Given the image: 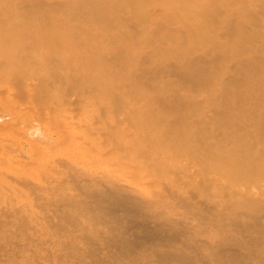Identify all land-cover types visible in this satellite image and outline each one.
<instances>
[{"label": "rangeland", "instance_id": "obj_1", "mask_svg": "<svg viewBox=\"0 0 264 264\" xmlns=\"http://www.w3.org/2000/svg\"><path fill=\"white\" fill-rule=\"evenodd\" d=\"M95 2L109 13L80 17L0 0V57L9 60L0 68V174L11 180L0 184V210L14 205L39 229L47 213L61 214L64 229L43 234L52 238L77 223L141 238L140 216L152 215L148 229L186 248L193 264H264V0ZM97 110L113 126L107 135L95 128L99 119L86 121ZM17 174L49 192L41 197L11 179ZM111 181L161 200L137 210L103 206L94 193ZM67 196L78 200L61 203ZM45 199L56 202L43 210ZM218 224L242 260L206 254L216 250L209 240Z\"/></svg>", "mask_w": 264, "mask_h": 264}, {"label": "bare ground", "instance_id": "obj_2", "mask_svg": "<svg viewBox=\"0 0 264 264\" xmlns=\"http://www.w3.org/2000/svg\"><path fill=\"white\" fill-rule=\"evenodd\" d=\"M22 1L24 5L28 6L32 10L42 12H48L49 9L61 6L67 7L70 8L75 13V15L80 17L86 15L96 16V14L104 16L108 12V9L104 5H102L101 3H96L95 0H84V2L82 1L83 5H76L71 0ZM87 4H91V8H87ZM135 17L137 18L138 14ZM112 57H114L113 54L109 56V58ZM55 58L56 57H51L47 60V62L50 63ZM6 62L7 63L4 64L5 61H2V58L0 57L1 69H3L8 64L9 60H7ZM16 77L17 82L21 81L24 89H26V86L28 85L27 76L23 72H20L16 74ZM12 78H14V76ZM85 78L86 80L91 79L95 81L96 84L101 81L100 79H93L90 74H87ZM36 83L41 84L42 80L36 81ZM90 85L92 84H86V89H89L88 86ZM22 96H24L23 92L12 97V100H20ZM42 116L48 118L46 114H43ZM93 119H99L101 121V125L95 127L99 129V132L106 135L111 132L113 126L110 123H106L108 119L102 118V113L100 110L89 114L86 121L88 123H92L94 121ZM153 123L157 124V120H153ZM161 124V127L163 129V126L166 123ZM157 126L159 127V124ZM105 147L104 149H107ZM138 166L139 165H137L136 167L137 169ZM135 173H137V170L135 171ZM91 175L94 176L95 174L92 173ZM131 175L140 176L141 174L132 173ZM12 176V180L17 181L22 186L34 189V191L38 192V194L43 198L45 197L43 196V193L49 192L47 189L48 185L44 182L31 183L25 177L19 174ZM138 176L136 177L138 178ZM103 179L107 180V177H103ZM136 180H133V183H139L140 179H138L137 181ZM10 181V179L8 180V176L6 177L0 174V184L9 183ZM111 182L112 183L109 190L107 188V190L99 189L97 191L98 193H94L96 194L95 199L102 205H105L106 201H109L111 204H115L117 206L127 204L137 210L138 208H147L153 206L154 204L159 203L161 200V194H158L160 197H156L157 195H155L154 199L153 197H144L146 199L133 197L121 190L114 181ZM240 193L244 194V192L241 191ZM59 200L61 203L67 202L68 204L73 203V200L76 201L78 199L67 196L60 198ZM53 202L55 203L56 201ZM53 202L49 199H45V201H39L38 205H41V209L48 210L51 206H54ZM81 203V201L78 202V204ZM207 206L208 205H206V207ZM24 214L25 213L20 210V208L18 209V207L14 205H10L9 208L0 210V256L6 255L7 257V259L3 262L0 259V264H37L38 262H40L38 261V259H42V262H40L41 264H47L45 260L51 261V263L48 264H71L68 263L69 259H74L76 264H151L150 260L152 258L159 259L164 264H193L194 262L191 256L192 254H190L186 248L182 246H175L173 244H165L162 242V236H158V234H160L159 230L148 229L146 225L147 222L145 220H155V217L152 215L148 217L140 216L142 220L141 225L144 226V229L141 228L140 231V234L142 236L141 238L129 236L124 227L117 229L111 226L110 228L108 226L91 228L85 225H80L79 223H74L77 226V228L74 229L75 231L68 230L62 233L63 237L52 238L49 237V235L44 236L43 234L45 232L49 234L52 231L60 232L64 229L65 224L62 221L63 216L61 214H57L59 215L58 221L52 218L51 215L47 213L46 221H48V224L46 229H43V227L39 229L40 225L39 227H36L38 225L36 219L31 222H29L28 220L25 221ZM34 217L29 216V218L31 219H34ZM174 224L175 223H173V225ZM233 224L238 225L236 221H233ZM218 226L221 227V229L223 228V230L220 231L219 229H214V231H212L211 233V240H209L210 243H214V245L216 246V250L206 252V254L208 253L210 257L221 263H226V261L237 262V260H242L244 258V255H240L237 257H235L236 255H230L231 252H229V249L235 248L226 246V237H222L223 233L226 235V227L221 224H218ZM175 227L177 230L178 226L176 225ZM170 237H177V231H174L172 235H170ZM256 240L257 239L250 240V244L252 245V242Z\"/></svg>", "mask_w": 264, "mask_h": 264}]
</instances>
